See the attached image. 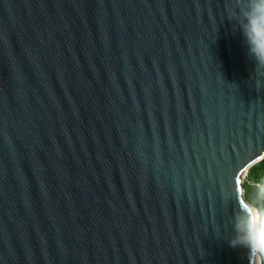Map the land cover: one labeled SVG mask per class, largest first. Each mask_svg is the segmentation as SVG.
<instances>
[{"label": "water", "instance_id": "95a60500", "mask_svg": "<svg viewBox=\"0 0 264 264\" xmlns=\"http://www.w3.org/2000/svg\"><path fill=\"white\" fill-rule=\"evenodd\" d=\"M240 5L0 0V264H255L228 243L264 158Z\"/></svg>", "mask_w": 264, "mask_h": 264}, {"label": "clouds", "instance_id": "9594fccd", "mask_svg": "<svg viewBox=\"0 0 264 264\" xmlns=\"http://www.w3.org/2000/svg\"><path fill=\"white\" fill-rule=\"evenodd\" d=\"M248 52L256 63L264 65V0H241L236 16ZM256 200L264 202V184L256 186ZM235 235L228 241L232 247H243L250 254H264V209L245 202L233 224Z\"/></svg>", "mask_w": 264, "mask_h": 264}, {"label": "trees", "instance_id": "16d2710c", "mask_svg": "<svg viewBox=\"0 0 264 264\" xmlns=\"http://www.w3.org/2000/svg\"><path fill=\"white\" fill-rule=\"evenodd\" d=\"M264 184V158L252 165L243 179L244 197L248 203L257 204L264 209V202L256 200L257 185ZM264 264V254H260Z\"/></svg>", "mask_w": 264, "mask_h": 264}, {"label": "bare ground", "instance_id": "6f19581e", "mask_svg": "<svg viewBox=\"0 0 264 264\" xmlns=\"http://www.w3.org/2000/svg\"><path fill=\"white\" fill-rule=\"evenodd\" d=\"M244 175V174H243ZM258 257H259V262H258ZM258 257H256L257 259H255V264H261L260 260H261V257L260 255H258Z\"/></svg>", "mask_w": 264, "mask_h": 264}, {"label": "rangeland", "instance_id": "374dc122", "mask_svg": "<svg viewBox=\"0 0 264 264\" xmlns=\"http://www.w3.org/2000/svg\"><path fill=\"white\" fill-rule=\"evenodd\" d=\"M244 179V178H243Z\"/></svg>", "mask_w": 264, "mask_h": 264}]
</instances>
